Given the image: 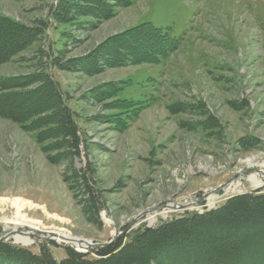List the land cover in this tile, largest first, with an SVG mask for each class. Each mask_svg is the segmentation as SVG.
<instances>
[{
  "label": "rangeland",
  "instance_id": "1",
  "mask_svg": "<svg viewBox=\"0 0 264 264\" xmlns=\"http://www.w3.org/2000/svg\"><path fill=\"white\" fill-rule=\"evenodd\" d=\"M57 2L0 0V14L42 31L0 64V81L42 73L57 80L81 144L62 156L53 138L39 142L37 131L0 115V237L12 233L18 244L16 236L30 233L32 243L20 245L49 246L58 260L67 246L95 255L137 229L203 211L199 202L221 184L241 181V191L225 186L212 208L257 189L244 172L250 159L264 161V0H139L93 29L54 20ZM148 21L181 38L158 62L93 74L54 65ZM82 173L103 205L98 214L86 211ZM177 203L186 207L162 216ZM62 233L94 249L62 242Z\"/></svg>",
  "mask_w": 264,
  "mask_h": 264
},
{
  "label": "trees",
  "instance_id": "2",
  "mask_svg": "<svg viewBox=\"0 0 264 264\" xmlns=\"http://www.w3.org/2000/svg\"><path fill=\"white\" fill-rule=\"evenodd\" d=\"M137 1L58 0L51 17L60 23H78L93 29L116 15L118 9ZM41 34L40 28L0 14V64L24 51ZM11 37H14L12 42H3ZM144 42L149 44L143 46ZM180 45V37L148 21L108 38L81 58L67 61L55 58L54 65L61 70L93 74L107 67L155 63ZM21 78L24 79L21 83L16 80L9 83V78L0 81V92L4 91L0 93V115L21 123L27 130L37 131L39 142L53 138L52 149H61L62 156L77 154L80 129L59 82L46 73ZM20 87L27 89L15 90ZM16 98L18 103L14 102ZM47 146L44 149L48 150ZM78 179L86 186L88 196L83 199L86 211L98 214L103 205L88 176L82 173ZM65 251L66 257L58 260L49 246L42 244L34 251L11 240H0V264H264L261 258L264 256V190L233 195L218 207L178 216L150 229H137L125 240L95 250V255L70 246Z\"/></svg>",
  "mask_w": 264,
  "mask_h": 264
},
{
  "label": "bare ground",
  "instance_id": "3",
  "mask_svg": "<svg viewBox=\"0 0 264 264\" xmlns=\"http://www.w3.org/2000/svg\"><path fill=\"white\" fill-rule=\"evenodd\" d=\"M247 165L249 169H252V172L247 177L248 183H250L253 187H256V188L259 186H262L264 183V161H255L253 159H250ZM241 184H242L241 181L230 183L226 185L225 192L230 193V192L241 191L240 189ZM217 199H218V196L215 193H210L209 198L206 200L207 206L209 208H212L216 204ZM178 204L179 203L168 205L167 211L164 212V214L161 213L162 216H166V214L170 212L177 211V209H179L178 206H180ZM193 204L195 203H190L189 206L193 207L194 206ZM156 220H157V217L155 216L150 219V222L153 223ZM27 224L29 223H26V226H29ZM27 234H30V233L22 234L21 236H16V239L18 240V242H21L22 244H31L33 241V238L32 236L27 235ZM58 236L60 238L58 239L61 240L62 242H72V243L78 244V246L80 247L87 246L86 243L83 242V244H80V241L78 239H73L67 234L62 233V234H59ZM87 243H90V242H87Z\"/></svg>",
  "mask_w": 264,
  "mask_h": 264
},
{
  "label": "water",
  "instance_id": "4",
  "mask_svg": "<svg viewBox=\"0 0 264 264\" xmlns=\"http://www.w3.org/2000/svg\"><path fill=\"white\" fill-rule=\"evenodd\" d=\"M252 172V169H247L244 173L245 174H249V173H251ZM228 183H230V182H227V183H224V184H221V185H219V186H217L216 188H214V189H212V193H215V192H217V191H220V190H222ZM262 186H259V187H257V189H259V188H261ZM206 199V198H205ZM205 199H202L200 202H199V204L198 205H200V206H204V210L203 211H205V210H209V209H211V208H209L208 206H207V204H206V200ZM179 207V209H182V208H184V207H186V206H178ZM203 211H201V212H203ZM147 229H150V228H152V226H148V227H146ZM38 233H44V234H48V232H38ZM49 235L50 236H56L53 232L52 233H49ZM11 237H12V233H8V234H6V235H4V236H2V237H0V240H4V241H8V240H10L11 239ZM80 239V238H79ZM80 241V244H83V242L84 243H86V245H87V248H92V249H94V246H95V244H93L92 242H90V243H87L88 241H86V240H84V239H80L79 240ZM17 243H21V242H17ZM109 244H102L101 246H99L97 249H100V248H102V247H106V246H108ZM78 251V250H77ZM80 251V250H79ZM80 252H83V251H80Z\"/></svg>",
  "mask_w": 264,
  "mask_h": 264
}]
</instances>
